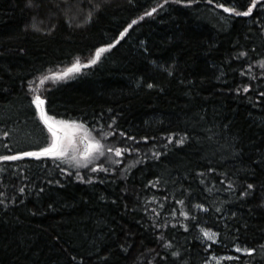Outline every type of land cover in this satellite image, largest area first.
Segmentation results:
<instances>
[{"label": "trees", "instance_id": "obj_1", "mask_svg": "<svg viewBox=\"0 0 264 264\" xmlns=\"http://www.w3.org/2000/svg\"><path fill=\"white\" fill-rule=\"evenodd\" d=\"M162 2L0 0V156L50 137L30 79L119 39L45 107L129 159L83 180L52 158L0 161V264H204L238 245L256 251L225 264H264V0L145 15Z\"/></svg>", "mask_w": 264, "mask_h": 264}, {"label": "snow or ice", "instance_id": "obj_2", "mask_svg": "<svg viewBox=\"0 0 264 264\" xmlns=\"http://www.w3.org/2000/svg\"><path fill=\"white\" fill-rule=\"evenodd\" d=\"M167 2V0H165ZM176 3H187L192 4L194 0H175ZM212 0H209V3H211ZM231 2V0H229ZM28 3L31 5L32 0H28ZM258 0H252L251 6L247 7L246 11H238L236 7H226L224 3L217 4V7L220 9H223L225 12L235 14L236 16H249L253 9L257 7ZM153 12L156 11L154 8L152 10ZM151 13H145V15H150ZM143 19V17H141ZM135 23V22H134ZM127 31V29L125 30ZM121 36H123V33H121ZM112 45L109 44L106 46V48H111ZM106 48H100L97 49L95 58L90 60L89 63L95 64L96 61L100 58V54L104 51H106ZM82 65L79 60L75 62V64L72 65L71 68H69L64 73H53L51 77H45V80L48 79H55L56 77H59L61 79L67 77L68 73L72 72H79ZM264 67V65H262ZM148 87H152L151 84L148 85ZM250 87V85H249ZM247 91V88L243 89H237V91ZM261 95H264V93H261ZM32 104L35 105V109L38 110V115L40 120L43 122V124L47 127V132L50 133V137L46 138L45 146H40L38 150L33 151H23L16 155H3L0 156V161H14L19 160L23 157H32V158H52L55 160H59L68 164H74L76 167H88L92 161H94L97 157H103L106 155V153H114L115 156L120 157L124 155V150L116 147V148H106V146L101 142L99 139H95V137H90L89 135L83 136V144L81 145L79 142V139L76 136L77 130H86L87 126L82 124L81 122L75 121V120H57L55 115H50L47 108L45 107L47 101L42 98L41 95H35L34 99L31 101ZM71 130V131H69ZM8 133H5V136H7ZM123 135H127V133H124ZM131 139L135 140V137H132ZM143 139H148L147 137H144ZM50 140V142H48ZM178 143L183 144L185 142L184 138H180ZM128 151H131V149H128ZM158 158V157H157ZM119 163V161H117ZM103 170L105 172L109 171L107 168H102V165H96V167L92 168L93 172ZM66 171V169H65ZM77 178L83 179L82 175L77 172L76 173ZM51 183V181H50ZM58 183V181H57ZM254 185L249 184L247 185L248 189L253 188ZM23 191V189H21ZM244 195H248V192L245 191ZM180 203H183V201H180ZM199 207H202L199 206ZM187 215V213H185ZM204 238L207 239V241H217L218 240V233H210L209 231H204L203 233ZM208 247H212L211 244L207 245ZM236 250L244 251L247 254H252L256 250L254 248H240L237 246ZM174 255H179L178 253H173ZM207 264V262H205Z\"/></svg>", "mask_w": 264, "mask_h": 264}, {"label": "rangeland", "instance_id": "obj_3", "mask_svg": "<svg viewBox=\"0 0 264 264\" xmlns=\"http://www.w3.org/2000/svg\"><path fill=\"white\" fill-rule=\"evenodd\" d=\"M259 1V0H258ZM165 4V2H162L160 4H158L157 6L153 7L151 10H149V12L147 13H154L152 10L155 8L156 11ZM79 11V10H78ZM150 14V15H151ZM149 16V15H148ZM143 18H145L146 16L143 15L141 16ZM141 17H139L137 19L140 20ZM124 35V34H123ZM123 37V36H121ZM120 37V38H121ZM119 41V39L117 41H115L114 43H112V47ZM107 46V45H106ZM106 46H102L100 48H106ZM111 47V48H112ZM98 48V49H100ZM111 48H106V51L102 52L100 54V58L96 61V63L99 62V60L101 59V57L108 51L110 50ZM96 51L95 50L94 52H92L89 56L87 57H76L70 64L68 65H64V66H60V67H55V68H51L35 77H33L32 79H30L28 81V89L31 93V96H32V99H34V96L35 95H41L42 98L45 99V92L51 87V86H54L55 84L59 83V82H62V81H65V80H68L70 79L71 77L75 76L76 74H79L81 73L82 71H84L85 69H87L88 67L90 66H93L95 64H91L89 63L90 60L94 59L95 58V54H96ZM79 60L82 67L80 69L79 72H72V73H68L67 77L61 79L59 77H56L55 79H48V80H45L44 78L47 76V77H51L53 73H64L66 72L69 68L72 67L73 64H75V62ZM38 111V110H37ZM57 120H60L59 118H57ZM63 120H75V121H78L80 122L79 120H76V119H63ZM82 123V122H81ZM84 124V123H82ZM85 125V124H84ZM87 126V125H86ZM71 131V130H69ZM90 133V137H95V139H99L101 140V142L106 146V148H116L118 147L117 145L113 144L111 140H109V136H110V132L109 131H104L102 129H99V128H95V127H89L87 126V129L86 130H77L76 131V136L78 138H80V136H85V135H89ZM79 142H80V139H79ZM81 144V142H80ZM121 148V147H119ZM122 149V148H121ZM117 161H119V163H117ZM127 161H129V159L126 157V154H125V150H124V155L120 156V157H117L115 156L114 153H106L105 156L103 157H97L94 161H92V163H90L88 165V167H76L74 164H68V163H65V162H62L64 165H65V169L67 171V173L71 174V176H74L77 178V175L76 173L79 172L83 179L86 178V176H90L89 178H92L95 174L97 173H103L105 171L103 170H100V171H96V172H93L92 171V168L96 167V165H102V168H107L109 169V171L107 172H112L115 170V168L117 166L120 165V168L123 169V166L127 163ZM125 162V163H124ZM129 163V162H128ZM79 179V178H77ZM83 179H80V180H83ZM204 231H209L210 233H216L214 231H211V230H207V229H203L202 231V237L204 240L207 241L206 238H204L203 236V233ZM210 242V241H209ZM240 248H245V247H242L240 245H238ZM237 246L233 248V251L234 252H231V253H228V254H224V255H211L209 257V259L205 262H207V264H225L227 260L229 259H232L234 257H237L238 254H243V253H246L244 251H237L236 250ZM205 264V263H204Z\"/></svg>", "mask_w": 264, "mask_h": 264}, {"label": "water", "instance_id": "obj_4", "mask_svg": "<svg viewBox=\"0 0 264 264\" xmlns=\"http://www.w3.org/2000/svg\"><path fill=\"white\" fill-rule=\"evenodd\" d=\"M81 145L83 144V136H80Z\"/></svg>", "mask_w": 264, "mask_h": 264}]
</instances>
